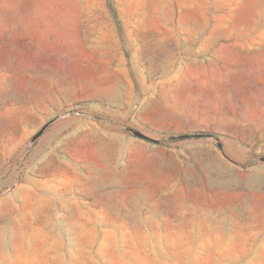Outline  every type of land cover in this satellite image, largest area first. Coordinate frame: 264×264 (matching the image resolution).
I'll return each mask as SVG.
<instances>
[{"label": "rangeland", "instance_id": "obj_1", "mask_svg": "<svg viewBox=\"0 0 264 264\" xmlns=\"http://www.w3.org/2000/svg\"><path fill=\"white\" fill-rule=\"evenodd\" d=\"M0 264H264V0H0Z\"/></svg>", "mask_w": 264, "mask_h": 264}, {"label": "water", "instance_id": "obj_2", "mask_svg": "<svg viewBox=\"0 0 264 264\" xmlns=\"http://www.w3.org/2000/svg\"><path fill=\"white\" fill-rule=\"evenodd\" d=\"M48 125H49V124H46L45 126H43V127L41 128V130H40L37 134H35V136L32 138V141H35L36 139H38V137L44 132V130L48 127ZM131 131H132L135 135H137V136H139V137H141V138H148L147 135H145V134H143L142 132H139V131H137V130H135V129H132Z\"/></svg>", "mask_w": 264, "mask_h": 264}, {"label": "trees", "instance_id": "obj_3", "mask_svg": "<svg viewBox=\"0 0 264 264\" xmlns=\"http://www.w3.org/2000/svg\"><path fill=\"white\" fill-rule=\"evenodd\" d=\"M192 135H186V134H183V135H180L179 138L180 139H183V138H187V137H191Z\"/></svg>", "mask_w": 264, "mask_h": 264}]
</instances>
